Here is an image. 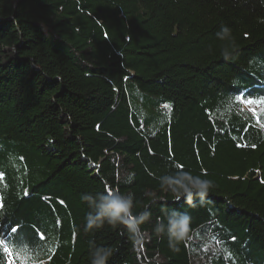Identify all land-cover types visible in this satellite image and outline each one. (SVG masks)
Returning a JSON list of instances; mask_svg holds the SVG:
<instances>
[{"label": "trees", "instance_id": "trees-1", "mask_svg": "<svg viewBox=\"0 0 264 264\" xmlns=\"http://www.w3.org/2000/svg\"><path fill=\"white\" fill-rule=\"evenodd\" d=\"M262 20L260 0H0V264H264V126L241 100L264 99ZM181 171L212 181L204 204L171 193ZM106 191L148 213L142 243L86 228Z\"/></svg>", "mask_w": 264, "mask_h": 264}, {"label": "clouds", "instance_id": "clouds-1", "mask_svg": "<svg viewBox=\"0 0 264 264\" xmlns=\"http://www.w3.org/2000/svg\"><path fill=\"white\" fill-rule=\"evenodd\" d=\"M264 5V0H260ZM261 22H264L262 20ZM232 30L223 26L221 31L217 33L218 38H228L231 42V50L225 49L221 52L222 57L227 61L234 59L232 52L238 51V46L232 38ZM168 188L179 200L183 198L184 202L193 206L196 203L195 198H199L198 203L204 204L209 195L210 189L213 187L211 180H202L199 177H193L190 173L181 171L178 177L165 178ZM101 202L97 205L98 211L93 216L89 214L87 217L86 228L88 230L94 228H102L105 223L116 228L123 225L128 230L129 238L136 244L142 243L146 238L142 233L138 221H142L148 213L142 214L140 217L132 215V197L125 196L115 191H106L101 195ZM191 217L186 212L171 211L167 217V225L161 224L157 227V233L166 231L170 245L179 243L186 239L190 227ZM150 239V237H149ZM113 255L111 248H99L93 253L94 258L92 264H108L109 259Z\"/></svg>", "mask_w": 264, "mask_h": 264}, {"label": "rangeland", "instance_id": "rangeland-1", "mask_svg": "<svg viewBox=\"0 0 264 264\" xmlns=\"http://www.w3.org/2000/svg\"><path fill=\"white\" fill-rule=\"evenodd\" d=\"M243 107L251 111L258 119L259 123L264 126V99L254 100V99H241Z\"/></svg>", "mask_w": 264, "mask_h": 264}, {"label": "snow or ice", "instance_id": "snow-or-ice-1", "mask_svg": "<svg viewBox=\"0 0 264 264\" xmlns=\"http://www.w3.org/2000/svg\"><path fill=\"white\" fill-rule=\"evenodd\" d=\"M0 244H3V242H2V241H0ZM4 251H5V252H8V251H9V249H8L7 247H4Z\"/></svg>", "mask_w": 264, "mask_h": 264}]
</instances>
